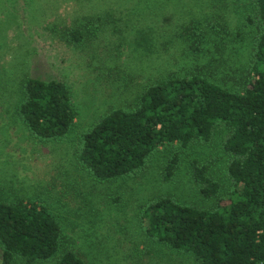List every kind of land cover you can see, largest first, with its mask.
<instances>
[{
  "label": "rangeland",
  "instance_id": "374dc122",
  "mask_svg": "<svg viewBox=\"0 0 264 264\" xmlns=\"http://www.w3.org/2000/svg\"><path fill=\"white\" fill-rule=\"evenodd\" d=\"M239 5L250 14L245 0H0V200L47 206L64 231L61 245L77 250L88 264H193L191 255L147 237L141 209L160 196L202 208L214 205L215 199L202 197L190 162L208 163L223 184L228 158L217 143L159 147L143 172L112 183L88 179L74 152L79 135L102 114L131 107L156 78L186 71L191 60L182 48L190 43L176 37L182 24L220 20L226 47L212 48L213 57L245 65L252 33ZM88 20L93 23L84 28L90 34L83 44L60 37L61 30ZM208 58L201 52L193 63ZM25 76L71 85L78 115L66 137L43 142L21 123L15 88ZM176 153L178 167L164 180Z\"/></svg>",
  "mask_w": 264,
  "mask_h": 264
},
{
  "label": "trees",
  "instance_id": "16d2710c",
  "mask_svg": "<svg viewBox=\"0 0 264 264\" xmlns=\"http://www.w3.org/2000/svg\"><path fill=\"white\" fill-rule=\"evenodd\" d=\"M245 6L248 15L236 6L252 33L245 65L219 63L213 57L211 49L221 46L225 30L220 20L182 24L176 37L190 43L182 48L191 60L186 71L156 78L131 107L102 114L79 135L74 152L88 179L112 183L143 172L159 147L217 143L228 158L223 184L208 163L190 162L202 197L215 199L214 205L202 208L160 196L141 209L147 237L191 255L193 264H264V0H245ZM89 23L59 35L81 45L90 34L84 31ZM201 52L209 53L208 61L194 64ZM70 86L64 80L30 76L17 84L15 112L31 136L49 142L68 135L78 115ZM179 159L177 153L170 157L164 180L173 176ZM63 234L47 206L21 198L0 200L2 264H88L77 250L61 245Z\"/></svg>",
  "mask_w": 264,
  "mask_h": 264
}]
</instances>
